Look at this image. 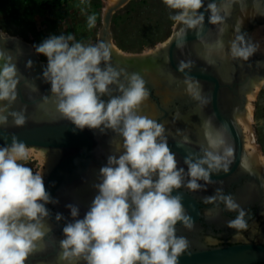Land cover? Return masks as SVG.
Instances as JSON below:
<instances>
[{"label":"clouds","instance_id":"obj_1","mask_svg":"<svg viewBox=\"0 0 264 264\" xmlns=\"http://www.w3.org/2000/svg\"><path fill=\"white\" fill-rule=\"evenodd\" d=\"M162 2L171 10L169 19L174 22L169 44L183 51L188 47L189 32L194 33V47L199 46L196 54L208 66L215 65L216 57L225 56L247 62L260 48L237 20L226 49L227 21L237 6L241 11L247 8L246 0ZM252 7L259 10V0H252ZM206 13L207 24L215 28V39L204 38ZM86 24L88 29L94 28L96 15H87ZM16 39L0 31V44ZM33 47L47 61L42 77L50 84V94L41 96L42 106L51 104L57 118L70 122L74 130H111L120 138L110 141L114 151L99 169L101 179L94 185L97 191L83 218H78L77 206L67 205L73 219L62 227L56 264H180L181 256L191 252L188 238L177 234V225L188 231L195 226L178 191L181 188L207 191L208 185L218 183L214 194L203 198L204 204L214 205L205 216L216 218L223 204L225 211L237 213L226 227L237 233L248 229L247 211L231 193L225 194L222 180L212 179L213 174L227 175L235 162L227 123L217 126L215 113L201 120L202 139L196 141L198 150L186 149L185 169L179 166L168 138L180 137L177 148L193 144L192 139L180 129L175 134L168 131L167 121L142 114L141 107L150 97L147 81L138 72L112 65L115 45L111 41L84 43L72 33L53 34ZM16 51L22 54L21 49ZM165 62H170L167 53ZM195 64L192 59H181L177 71L183 79L171 72L169 77L183 84L185 93L203 112L212 103V94L205 93L201 81L190 75ZM32 65L29 59L26 67ZM200 71L205 73L207 68ZM22 79L32 92L39 91L34 81L20 73L11 50L0 46V128H22L28 121L26 105L13 109ZM179 119L177 109L173 120ZM29 158L30 149L15 134L10 143L0 145V264H27L30 257L49 248L46 238L53 229L46 205L58 201L47 191L43 172L26 165ZM240 166L253 174L246 157ZM62 219V214L55 215L57 222Z\"/></svg>","mask_w":264,"mask_h":264},{"label":"flooded vegetation","instance_id":"obj_2","mask_svg":"<svg viewBox=\"0 0 264 264\" xmlns=\"http://www.w3.org/2000/svg\"><path fill=\"white\" fill-rule=\"evenodd\" d=\"M246 3L247 8L244 11H241L237 6L231 17L235 22L240 20L242 22V28L245 30L249 29L251 23L264 18V15L261 14L264 13V0H259V10L252 7V0H246ZM234 27L232 28L234 29ZM211 34L214 37L213 39H215V30H212ZM226 38L227 36L225 35L224 39ZM143 53L130 55L142 56ZM178 58L179 60L192 59L196 62L194 69H197V73L205 76V78L197 79L201 81L205 93L211 91L212 103L207 105L203 109V112H199L200 109L197 107V102L193 101L185 93L183 84L171 80V85H166L167 80L165 81L162 78L163 71L160 69L161 67L158 64H153L147 70L145 69L144 72H140L147 81V87L150 90V97L142 106L148 105V107H152L154 119L160 122L167 121L165 127L168 131H173V134H175L179 125H182L185 132L188 131L192 134L190 138L193 144L185 145L184 148L176 147V140H179L180 137L173 139L172 136H169L168 138L169 146L176 153L179 166L185 167V169L186 166L183 164V159L186 155V149L192 151L198 150L196 141L202 139L199 133L201 120L215 113L216 118L214 123L217 126L221 123H227L230 140L234 146L235 162L231 165V170L227 175L223 173L219 175L213 174L212 179L214 181L222 180L224 182L223 188L225 194L231 193L237 203L248 213L245 217L248 222V229L244 232L237 233L235 229L226 227L227 221L234 219L237 213L225 211L223 204L220 205V212L216 218L209 219L205 216V211L213 208L214 205L204 204L203 198L214 194L215 189L220 187L218 183L208 185L207 191L191 192L184 188L179 189L178 191L184 197V206L195 221V226L192 231H188L182 226L177 225V234L188 238L190 242L189 251L191 252V255L185 253L181 256L180 264H264V162L258 155L259 164L251 159L252 156L246 148V137L243 126L239 121L240 117H245L246 115L248 92L252 88V74L244 64L252 63L254 58H250L247 62L238 60L245 67L244 71H230L231 76L229 77L222 76V72L217 69L216 63L214 66H208L197 54L194 57H184L182 55ZM215 59L216 62H220L231 59V57L225 56L223 59L216 57ZM17 67L25 78L28 76V81L32 82L35 80L34 82L39 89L38 92H32L30 88L26 87L24 79H22L19 84L20 86H18V91L20 90L19 87H21L24 92V98L27 101H34V99L40 98L41 90L40 85L37 84L39 82L37 78H40L41 75L37 73L39 77L36 78L35 72L32 71L28 74L29 68L26 67V62H17ZM143 67H146V65H143ZM205 67L207 68V72L201 73L200 69ZM128 68L127 71L129 73L135 72L134 67L133 71L128 70ZM171 73L179 80L183 79V75L175 67L171 70ZM43 93H45L44 89ZM162 95L167 97L165 102L162 99ZM20 98L19 96L18 101ZM41 106L32 103L31 105H27V115L29 117L27 123L30 126L34 127L36 124L34 119H30V114L32 112L35 113ZM17 107L19 108L20 105L17 104ZM177 109L181 113V119L174 121L173 115ZM197 112L199 113L197 114ZM45 118L49 117L47 116ZM62 122L64 124L67 123L64 120L60 121V123ZM64 129L67 132V129ZM74 133L77 137H80L78 139L81 141L88 140L90 142L92 159H90L84 173L76 176L74 181L66 185L61 191L54 193L51 198L58 201V203H49L46 205L51 213L48 222L52 225L53 229L50 236L46 238L49 248L45 253L30 257L27 264H56V253L59 250L58 241L63 238L62 227L65 223L73 219L67 205L72 204L79 208L78 218H83L84 213L88 210L87 208L86 210H82L81 202L77 197L71 196L69 192L78 188L82 181L88 178L91 169L103 161L100 157V144L98 143L106 140L102 136L107 138V135H110L112 132L106 131L105 133H101L99 130H89L86 128L83 131L76 129ZM27 147L40 148L57 154L55 163L43 176L44 182H46L47 178L58 166L70 164V158L78 154L80 155L83 150L82 146L76 149H62L60 152H53L47 148L31 145H27ZM245 157L252 167L253 174H249V172L240 166L241 160ZM65 171L67 170H64L62 173L64 178ZM57 213L62 214L64 219L57 222L55 220ZM53 241H56V243H53ZM211 252H218L219 254L211 256ZM196 253H201V255H196Z\"/></svg>","mask_w":264,"mask_h":264},{"label":"rangeland","instance_id":"obj_3","mask_svg":"<svg viewBox=\"0 0 264 264\" xmlns=\"http://www.w3.org/2000/svg\"><path fill=\"white\" fill-rule=\"evenodd\" d=\"M47 2L51 6L44 9L43 5ZM116 2L117 0H0V31L17 38L38 62L47 64L44 56L36 54L33 45H38L50 35L68 33L74 34L77 40L84 43L99 42L105 12ZM52 4L57 6L53 7ZM91 14L96 15V25L90 30L86 17ZM170 14L171 10L162 0H129L111 18L109 41L115 45V53L132 58L133 54L144 52L143 55H148L154 52L160 44L169 41L174 32ZM251 90L248 95L251 93L252 98L248 99V104L252 105V118L247 120L248 124L244 123L248 129L239 121L243 126L246 145L249 144L246 148L251 156H256L255 160L258 162L257 155L264 160V83H259L258 89ZM34 152L30 154L26 165L34 171H42L44 176L46 166L38 159L39 152Z\"/></svg>","mask_w":264,"mask_h":264},{"label":"water","instance_id":"obj_4","mask_svg":"<svg viewBox=\"0 0 264 264\" xmlns=\"http://www.w3.org/2000/svg\"><path fill=\"white\" fill-rule=\"evenodd\" d=\"M129 0H117L115 4L110 6L104 15V28L101 32V38L100 41L108 42L109 41V27L111 23V18L113 13L125 5ZM209 0H205V4H207ZM206 20H205V28H204V38L211 40L214 37H212V30L214 31L215 28L211 25L207 24V13ZM228 24L235 26L236 22L231 18L228 21ZM264 18L255 21L250 24L249 29L245 30L242 28L243 32L248 33V36L250 35V32L255 28V26L263 24ZM211 29V31H210ZM227 35V34H226ZM172 37V36H171ZM229 38V35L227 36ZM171 39V38H170ZM195 35L192 32H189L188 34V47L183 50L179 51L175 48V45H170L169 42L167 44V48H163L160 50L159 53L151 54V55H145V56H131L132 60H139L138 62L140 64H144L146 66H152L153 64H157L160 69L164 71L171 72V70L175 67L177 69L179 58L182 55L185 57H194L196 56V51L199 49V46L197 45V48L194 47L195 44ZM0 46L4 47L5 49L11 50L14 57H17V62L23 63L27 62L29 59L33 61V65L31 68H29L28 74L30 72H38L41 76L40 78L38 74L36 78L39 80L37 83L40 85V95H46L50 94V84H47L43 81L42 72L43 69L46 67V64L40 63L37 61V59L32 54L31 56L27 53V48L24 47L22 42H20L18 39L9 41L4 44H0ZM17 48L22 50V54H19L16 50ZM170 57V62H165V54ZM126 58V57H125ZM135 58V59H134ZM252 63H248V69L252 74V81L255 80L258 83L263 82L264 83V54L257 52L253 56ZM19 60V61H18ZM162 60V62H160ZM157 61V62H156ZM260 62L258 64L257 62ZM112 65L115 67L119 65L120 67H123L127 70L133 71V66H128L126 61H120L117 59V55L115 53V50L113 51L112 55ZM128 67H127V66ZM197 69H192L190 75L196 77V78H205L202 74H199L196 72ZM28 80V76L26 77ZM25 82V80H24ZM20 86V85H19ZM20 90L19 96L21 97L19 101L13 106L14 110H19L23 106L35 104V105H42L41 96L38 99H34V101H27L24 98V92L21 87H19ZM43 89L44 92L43 93ZM17 104L20 105V107H17ZM30 109V108H29ZM11 119V118H10ZM61 119H58L57 117L54 118H43L35 120V125L30 126L28 123L22 128H15V127H7V128H0V145H3L5 143L11 142V135L15 134L19 140L25 142L26 145L41 147V148H47L52 150L53 152H60L62 149H76L79 146L83 147L82 153L76 156H73L70 158V164L60 165L54 170V172L51 173V175L47 178L45 182V187L47 191L50 193V196L52 197L54 193L61 191L66 185L72 183L76 176L84 173L86 171V168L88 167V163L91 158V145L88 140H80L77 137V135L74 133V125H72L70 122L67 121V123H60ZM67 129V132L65 129ZM7 137V140L4 138ZM84 139V138H83ZM88 141V142H87ZM65 171L64 175L65 178L62 176V173ZM70 169V170H69ZM181 194V193H180ZM235 253V252H233ZM218 252H211L210 255H218ZM196 255H201V253H196Z\"/></svg>","mask_w":264,"mask_h":264},{"label":"bare ground","instance_id":"obj_5","mask_svg":"<svg viewBox=\"0 0 264 264\" xmlns=\"http://www.w3.org/2000/svg\"><path fill=\"white\" fill-rule=\"evenodd\" d=\"M232 27H233V25L229 24V29H228V32L226 33L227 34L226 36L229 35V38L225 39L226 45H227V42L229 41V39L231 40V38L233 37V28ZM250 34L251 35L249 36V38H251V40L253 42H258L259 45H260V48H259L258 51L260 53L264 54V23L262 25L261 24L257 25L255 27V29H253V31ZM168 42L169 41H166L165 43L160 44L157 48H155L156 50L154 52H152L151 54L159 53L160 50H162L164 48V46L168 44ZM151 54H148V55H151ZM28 55L31 56L30 53H28ZM116 55H117V53H116ZM143 56H145V55H143ZM117 59L120 60V61H126L127 65L133 66L134 67V71L138 72V73H140V72L142 73V72H144L145 69L147 70L150 67V65L146 66V67H143V65H144L143 63L140 64L138 62L139 60H132L133 58H125L123 56L117 55ZM160 62H162V60H160ZM244 65L246 66V68H248V66H249V64H247V63H245ZM141 67H143V68H141ZM156 67H158V66H156ZM216 67H217V69L220 70V72H222V76H224V77L231 76L230 71L238 70V71L243 72L244 69H245V67H243L242 63H239L238 60H233L232 58L228 59L226 61L216 62ZM37 73L38 72H35V76H37ZM162 78L165 79V81L167 80V82L165 83L166 85H168V86H169V84L171 85V79L169 77V72L168 71H164L163 72ZM33 81H35V80H33ZM252 86H253L252 90L253 89H258L259 83L256 82L255 80H253L252 81ZM248 96H249L248 99L252 98L251 93H249ZM162 99L165 102L167 97L165 95H162ZM248 105H247L248 106L247 107V114L245 115V117H240L239 118V120L241 122H243L242 124H244L245 122L247 123L248 122L247 120L248 119L251 120V118H252V110H253L252 109V105L251 104H248ZM141 111H142V114L147 115L150 118L154 119L153 108L152 107H148V105L142 106L141 107ZM47 116L49 118H54V117L57 116V114L55 113L54 107L51 104L43 105V106H41V108H38V110L35 113L32 112L30 114V119L38 120V119H43V118H45ZM244 126H245V129H248L247 125L244 124ZM178 129L184 131L182 125H179ZM107 131L112 132L111 130H107ZM186 133L191 137L192 134H190V132L187 131ZM102 137H103V139H106V140L104 142L101 141V143H98V144H100V148H99L100 151L99 152H100V157L102 158L103 161L101 163L97 164L96 166H94L91 169V173L88 176V178H86L84 181H82V183L80 184V186L78 188L73 189L71 192H69V194L71 196L77 197L78 200L81 202L82 210H86V208L88 209L90 207L91 201H92V199L95 196L96 191H97L96 188L94 187V185L99 183V181L101 179L100 176H99V169L103 165L106 164L107 157L110 154H112L113 151H114V148H113L112 144L110 143V141H113V140L119 141V139H120L119 137L115 136V134L113 132L110 135L108 134L107 138H105L104 136H102ZM247 145L249 146L248 143H247ZM29 149H30V154L35 153L34 152L35 150L39 152V154L37 155L39 157L38 159H40L41 163L45 164L44 166H46V172L51 168V166L56 161V158H57V154L56 153H51V152H48L47 150L45 151V150H42V149H38L37 150V149H34L33 147H30ZM251 153H253V152H251ZM97 157H99V156H97ZM255 157L252 156L251 159L254 160V161H257V160H255L256 159Z\"/></svg>","mask_w":264,"mask_h":264},{"label":"trees","instance_id":"obj_6","mask_svg":"<svg viewBox=\"0 0 264 264\" xmlns=\"http://www.w3.org/2000/svg\"><path fill=\"white\" fill-rule=\"evenodd\" d=\"M52 5H53V7H56V6H57L56 4H52ZM50 6H51V4H50L49 2H47V3H45V4L43 5V8H44V9H48Z\"/></svg>","mask_w":264,"mask_h":264}]
</instances>
